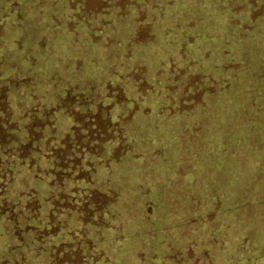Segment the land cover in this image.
I'll return each instance as SVG.
<instances>
[{
  "label": "trees",
  "instance_id": "1",
  "mask_svg": "<svg viewBox=\"0 0 264 264\" xmlns=\"http://www.w3.org/2000/svg\"><path fill=\"white\" fill-rule=\"evenodd\" d=\"M95 1L0 0V264H146L149 258L163 264L180 253L160 240L184 230L175 223L179 208L185 214L188 205H212L227 191L220 215L233 220L242 204L264 210V0L250 2L262 23L255 42L245 43L241 55L210 47L211 60L221 54L213 62L199 36L167 42L169 32L160 23L186 0ZM245 23H237L241 34ZM185 32L183 27L182 37ZM78 40L85 46L78 49ZM246 52L252 54L248 61L242 59ZM193 76L195 82H184ZM180 81L185 84L177 96ZM232 92L236 99L228 96ZM225 103L228 116L204 126L198 111L222 110ZM182 114H190L187 123H180ZM158 130L162 145L156 144ZM247 154H256L257 170L250 164L243 169ZM144 161L155 165L161 186L138 194L127 179L137 181L136 164ZM181 167L184 192L177 185ZM127 168L131 173L124 176ZM160 189L179 201L167 207V224L156 218L154 230L100 224L111 212H140L136 193ZM131 194L132 207L129 200L124 208L122 199ZM159 206L154 202L151 210ZM260 215L257 225H240L231 237L234 264H242V242L246 262L264 261ZM163 245L168 248L158 252ZM180 249L193 256L199 242L190 237ZM214 252V246L207 251Z\"/></svg>",
  "mask_w": 264,
  "mask_h": 264
},
{
  "label": "rangeland",
  "instance_id": "2",
  "mask_svg": "<svg viewBox=\"0 0 264 264\" xmlns=\"http://www.w3.org/2000/svg\"><path fill=\"white\" fill-rule=\"evenodd\" d=\"M195 1L196 0H190V1L186 0L185 5L183 2H179V1L176 2L174 7L175 11L169 10L167 12V17L165 18L163 17L164 19L162 18L163 20L161 21L160 24L162 25L163 21L165 22V27L170 35V39H168L167 42L173 41L172 44H177L185 40L187 37L194 38L196 36H199L201 47L203 49L209 50L207 52V58L209 59L210 62H213L215 57L221 55L220 53H218L217 55L215 54L213 56V60H211L210 59L211 49L214 50V51L211 50V52L215 53V51L217 52L221 50L225 52L226 51L225 48H227L229 50V54L234 53L241 55L242 47H246L245 43L255 42L254 41L256 37L255 31L256 29L257 30L262 29V23L260 17L255 18L256 10H254V7H250L251 5L250 2H252V0H202L201 2L198 1L195 2ZM97 3L98 0H96L94 4ZM258 12L259 9H257V13ZM238 22H242V24L246 22L244 26L245 32H243L242 34H241L242 28L241 26L237 25ZM183 27L187 28V32H185L186 34L184 33L185 35L182 37L181 29ZM241 35L246 39L241 40L240 39ZM78 42L79 43L76 45L78 49L82 46H85L82 40H78ZM251 56H252L251 52H246L242 55V59L244 61H248L251 58ZM220 62L223 64L222 61ZM244 75L245 74L242 71V78L244 77ZM158 79L159 78L157 77L156 78L157 82ZM162 80H165L166 82L170 81L169 78H164ZM195 80L196 77L193 76L190 79H187L186 81L184 80V82L185 83L189 81L195 82ZM247 81H250V79H248ZM184 82L180 81V83L175 85V94L177 96H180L181 94L180 92H182L181 88L183 84H185ZM228 96L230 98L236 99L238 95L237 93L232 92ZM245 97H246L245 95H242V99H245ZM182 98H184L183 93H182ZM229 105H230L229 103H225L224 104L225 109L221 110V108L218 107V110L209 111L207 113L203 111H198L206 119V122H204V126L206 125V123L210 124L212 118H216L217 120L220 121L223 120L225 117H227ZM193 109H195V107H192V110ZM248 109H251V107L247 108L246 110ZM192 112L190 114H192ZM189 115H184V114L180 115L182 116L180 123L183 121L187 123V118ZM230 116L231 117L234 116V113L232 111L230 113ZM159 128L165 131H170V129L167 127H159ZM160 137H163L164 139V135L159 133L158 130L155 136V140H157L156 144L162 145V143H160ZM180 149H184V148L181 147L179 148V150ZM245 153H246L245 148H242V155H246ZM255 158H257L256 154H251L250 156L249 154H247V157L242 156V165L244 166L243 169L245 170L247 164L252 165V162L255 160ZM258 162H260V160H258ZM252 166L257 170V164H254ZM135 168H136L135 174L137 173L135 175L137 181L136 180L131 181L130 179H127V186H129L130 184H134L138 188V194H142L147 187L150 188V186L152 185L157 187V189H159V187L161 186V177L155 176L156 168L154 164L147 165V162L144 161L142 164H136ZM184 171L185 169L181 167L177 172L178 173L177 185L178 188L181 190V192H184L186 190V187L188 186V184L185 183V178L183 176ZM129 173L131 172L127 168V170L125 171V173H123V175L125 176L128 175ZM208 177L210 181L211 179L210 173ZM224 177H225V183L227 184L228 179L226 176ZM156 178H160V179H156ZM242 179H244V176H242ZM217 187L218 189L222 188V182H220V179L217 183ZM134 193H136V191ZM138 194L136 193V198L138 199L139 202H141L140 212H134L133 210H126V213L122 214V216L125 215L124 219L122 216L119 217V215L116 212H111L110 216L107 217L108 219L107 223L101 222L100 224H116V225L142 224V226H144V229L150 228L151 230H154L157 227L155 226L156 224H152L153 219L154 218L162 219L160 224H167V217H168L167 207L169 209L170 208L174 209L172 206L179 202L178 200H176V197H174V195L173 197L169 196L170 193L169 195H165L164 190L161 191V189L158 191V193H151L150 196L149 194L143 196H140ZM220 196L222 201L213 203L212 205L202 204V203H206L207 201L212 202L210 198L199 197V200L202 201L201 203L202 206H197V209H193L187 203L188 211L185 214H182L183 208L182 207L179 208L180 210L179 212L181 214L178 218H176L175 223L178 225L181 224L182 227H184V230L180 232L178 236L176 232H171L170 234H168V237L161 238L160 240H164V241L169 240L168 241L170 245L169 247H172L173 249L176 250V252H180V253L175 254L173 258H170L167 261L164 260L163 264H196L197 262H199L200 264H234L235 263L236 259H238V255L236 256L231 253V249L233 247V242L231 240V237H234L235 235L238 234L236 228H238L240 225L244 226L242 227V229L257 225L258 223L257 219L260 220L261 218L260 213L261 212L264 213V210L262 208L260 209L256 208L255 205H249L250 209L248 210V207L245 204H242V213H240L237 217H235V219L232 220L230 217H228L227 215L225 216L223 213L220 215V212H223L227 209L226 201L229 200V194L227 191H222ZM127 197H124L122 199L124 208H127L130 202L132 207L133 195L131 194L128 195ZM154 202L160 203L161 207L159 206L158 209L151 210V208H153ZM208 206L209 209L206 210V207ZM214 210L218 211V213L215 212ZM211 211L215 212V214H210L209 212ZM86 218L87 217H85L84 219L83 217L82 218L83 221H85ZM93 218H95V216H93ZM101 218L102 215H100L99 219L101 220ZM103 218L105 219V217ZM63 220L64 217L62 221ZM182 220H184V223H182ZM55 221L57 224L60 223V218L58 215L56 216ZM262 224H264V217H262ZM169 225H173V224H169ZM96 228L93 230V232L97 230ZM128 228L131 227L126 226L125 227L126 232L132 231ZM109 235H110V231H109ZM190 237L195 238L199 242V250L193 256L184 254L180 249L190 245ZM246 244L247 243L242 242V253L244 254L246 253ZM213 246L214 248H216L217 252H214L213 255L210 256V254L207 253V251L213 248ZM166 248H168L167 245L166 246L163 245L159 247L157 250L158 252H162ZM139 249H140L139 246L134 247V251H137ZM221 249L224 250V253H220ZM155 251H156V246L153 247L152 253H154ZM0 254H2L1 250H0ZM207 254H209V256ZM244 254L241 259L242 262L239 260V263L252 264L253 262L250 259L247 262L245 261L246 255ZM160 256L166 257L167 254H163ZM190 257H192L193 259ZM194 259H197L198 261L195 262ZM146 264H153L150 261V258L146 261ZM261 264H264V261H262Z\"/></svg>",
  "mask_w": 264,
  "mask_h": 264
}]
</instances>
